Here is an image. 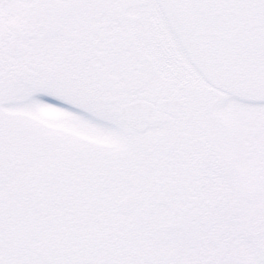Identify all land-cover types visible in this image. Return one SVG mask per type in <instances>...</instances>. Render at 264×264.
<instances>
[{"label": "snow or ice", "instance_id": "1", "mask_svg": "<svg viewBox=\"0 0 264 264\" xmlns=\"http://www.w3.org/2000/svg\"><path fill=\"white\" fill-rule=\"evenodd\" d=\"M0 264H264V0H0Z\"/></svg>", "mask_w": 264, "mask_h": 264}]
</instances>
